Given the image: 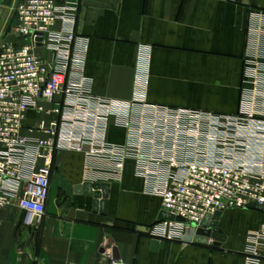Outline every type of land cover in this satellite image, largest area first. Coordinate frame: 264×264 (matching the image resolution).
Wrapping results in <instances>:
<instances>
[{
    "label": "crops",
    "instance_id": "0c3cea01",
    "mask_svg": "<svg viewBox=\"0 0 264 264\" xmlns=\"http://www.w3.org/2000/svg\"><path fill=\"white\" fill-rule=\"evenodd\" d=\"M19 1L0 0V37L17 38ZM54 3L70 10L54 32H73L66 44L71 65L89 81L94 97L132 101L143 69L146 81L139 87L149 104L264 127V0ZM38 54L53 59L52 51ZM28 118L27 125L35 124L33 113ZM103 133L109 144L126 143L125 129L112 117ZM85 183L109 186L103 214L82 193ZM161 209V198L146 192L133 160L126 161L118 182L95 180L86 172L84 153L55 151L43 218L27 226L15 203L0 212V264H245L248 234L264 226V213L228 210L208 244L169 241L153 234Z\"/></svg>",
    "mask_w": 264,
    "mask_h": 264
},
{
    "label": "built area",
    "instance_id": "2783aa9c",
    "mask_svg": "<svg viewBox=\"0 0 264 264\" xmlns=\"http://www.w3.org/2000/svg\"><path fill=\"white\" fill-rule=\"evenodd\" d=\"M69 11L54 0H20L14 8L17 38L0 37V212L15 203L27 226L43 218L59 150L84 153L86 172L95 180L118 182L126 161L133 160L146 192L185 220L158 221L153 234L160 239L182 240L206 214L264 207V127L149 104L139 87L146 81L143 69L132 101L94 97L89 81L71 65L66 44L73 32H54ZM38 49L52 51L53 59H43ZM29 113L35 124L27 125ZM110 117L125 129L124 145L102 137ZM263 259L264 226L248 234L244 254L245 264Z\"/></svg>",
    "mask_w": 264,
    "mask_h": 264
},
{
    "label": "water",
    "instance_id": "95a60500",
    "mask_svg": "<svg viewBox=\"0 0 264 264\" xmlns=\"http://www.w3.org/2000/svg\"><path fill=\"white\" fill-rule=\"evenodd\" d=\"M109 186L107 184H91L85 183L82 186V193L84 195L93 197V210L94 212H99L100 214L104 213L106 206V199L108 197ZM248 210H253L257 212L264 213L263 206L257 205H248ZM221 212H215L214 214H206L198 228H189L187 229L183 236V242H189L194 244L206 245L209 243L211 236L214 233H220V230L217 228V224L221 217ZM157 220L160 222H185L184 219L177 217L171 214L168 210L162 208L158 214Z\"/></svg>",
    "mask_w": 264,
    "mask_h": 264
},
{
    "label": "rangeland",
    "instance_id": "374dc122",
    "mask_svg": "<svg viewBox=\"0 0 264 264\" xmlns=\"http://www.w3.org/2000/svg\"><path fill=\"white\" fill-rule=\"evenodd\" d=\"M223 135V134H222Z\"/></svg>",
    "mask_w": 264,
    "mask_h": 264
}]
</instances>
